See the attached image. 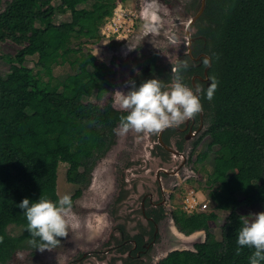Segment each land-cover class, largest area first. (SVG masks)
I'll use <instances>...</instances> for the list:
<instances>
[{
	"label": "trees",
	"instance_id": "obj_1",
	"mask_svg": "<svg viewBox=\"0 0 264 264\" xmlns=\"http://www.w3.org/2000/svg\"><path fill=\"white\" fill-rule=\"evenodd\" d=\"M53 1L0 0V42L18 45L13 55L0 51V59L17 64L0 72V264H7L18 250L34 251L42 243L26 230L19 202L25 197L58 202L60 162L67 163V181L86 186L96 162L114 143L117 121L126 115L90 100L94 92L100 99L109 89L112 70L91 52H81L80 45L72 46L81 37L100 39V25L114 9L111 0ZM69 9L75 11L70 20L55 22L56 14ZM195 24L198 45L193 44V51L209 56L208 77L217 82L211 101L204 95L208 86L200 93L207 130L219 142L207 174V192L213 207L229 214L217 238L210 225L218 218L214 209L188 215L180 206L172 208L170 217L178 231L203 230L205 236L192 249L168 251L156 264H250L254 249L237 244L245 221L238 207L264 203V0H206ZM29 55L46 60L34 70L25 63ZM65 62L75 71L58 79L52 65ZM207 150H212L210 144ZM78 195L80 190L72 201ZM149 211L156 221L164 216L163 208ZM149 223L151 239L154 227ZM8 226L19 230L12 233ZM146 233L134 234L130 244L118 240V251L127 252L120 264H144L140 257L148 249Z\"/></svg>",
	"mask_w": 264,
	"mask_h": 264
},
{
	"label": "rangeland",
	"instance_id": "obj_2",
	"mask_svg": "<svg viewBox=\"0 0 264 264\" xmlns=\"http://www.w3.org/2000/svg\"><path fill=\"white\" fill-rule=\"evenodd\" d=\"M58 2L59 0L53 1L55 4ZM110 3L113 8L120 5V8L117 9V14L120 16L114 14L113 9L105 20V22L108 21L112 16L119 20L116 23V26L120 24L119 30L112 38H116V40L112 41L111 39L107 43L104 42L103 38L95 41L81 37L73 40L72 46L80 45L81 52H91L98 60L111 64L113 62L123 63L124 60L119 58H125L124 54L132 46L138 48L140 55L143 56L141 58H144L147 53L156 55L160 68L172 66L181 60V57L184 56L183 52L187 51L186 22L189 16L197 11V3L193 5V0H111ZM74 14L73 9L58 13L55 15V22L70 20ZM153 19L158 20V32L146 35V25ZM196 28L195 23L191 25V34L196 31ZM104 38L106 37L104 36ZM173 38L178 40L177 44L172 43ZM17 48L18 45L10 40L0 42L2 53L13 55ZM117 50H121L122 56L115 53ZM127 58L131 59V56L129 55ZM45 60L46 56L29 55L26 57L25 63L36 70L40 68V63ZM16 67V63H9L0 59V72L4 73ZM114 67L118 69V67ZM140 69H142L140 62L133 64L130 78H134V72L136 70L140 72ZM74 71L75 69L68 62L52 65L53 75L58 79H62ZM153 74L152 70L147 73L146 80L153 79ZM115 80L118 79L115 77ZM121 89L125 88L115 83L113 93L110 92L101 99H97L94 92L90 100L98 104L106 102L118 104ZM116 91L120 92V95ZM207 125L208 121L204 123L199 134L189 142L185 166L180 170L179 175L168 179L171 183L169 182L167 186L166 203L162 205L165 214L162 220L158 221L155 241L151 243L147 241L149 248L145 255L140 257L144 264H156L157 260L168 251L175 248L192 249L195 241L204 239L203 230H195L190 234H183L178 231L170 219V210L182 205V196L190 187L195 189L196 196L199 198L208 194L207 174L214 159L213 149L219 146V142L217 135L207 130ZM117 129L118 126L115 131ZM115 134L114 143L96 162L91 172L90 181L86 186L67 181V163L60 162L58 165L56 179L58 197L60 198L65 194L73 196L75 191L80 190V195L73 198L71 208L67 212L70 225L68 236L62 238L55 247L34 251L30 249L18 250L7 264L121 263V258L125 256V253L118 251L121 247L118 243L121 233L123 235L122 240L130 244V239L134 234L144 229L148 230L150 227L147 219L141 214V201L144 194L150 193L151 174L154 175L157 163L162 164L163 160L148 158L149 147L145 146L147 139L143 134L132 131L127 134H118L116 131ZM154 135H151L150 139L155 137ZM208 144L212 150H207ZM141 158L147 160V168H150L146 176L143 175L144 173L139 166ZM174 161L177 159L170 160V165ZM128 168H131L133 174H139L131 175V171L127 170ZM125 175L130 178L129 181L123 178ZM121 186L123 187L121 193L124 196L122 201L117 203L114 200ZM209 208L214 209L218 215L217 220L210 225L214 236L221 238L223 223L229 214V210H218L212 205ZM238 211L244 220L251 221L255 213L264 211V203L241 204ZM191 221L193 222V219ZM119 229L122 230L120 233ZM8 230L16 233L19 228L8 226ZM145 240L148 239L145 238Z\"/></svg>",
	"mask_w": 264,
	"mask_h": 264
},
{
	"label": "clouds",
	"instance_id": "obj_3",
	"mask_svg": "<svg viewBox=\"0 0 264 264\" xmlns=\"http://www.w3.org/2000/svg\"><path fill=\"white\" fill-rule=\"evenodd\" d=\"M146 28V35L156 34L158 20L153 19ZM172 43L177 44L178 40L173 38ZM180 67L186 68L187 64L172 68L174 78L167 89L163 87L160 79L153 78L138 87L131 82L130 90L127 93L121 92L119 108L127 114L120 117L116 130L118 134H127L129 131L144 135L159 134L169 126H178L194 118L203 110L201 96L197 93L204 90L197 88L194 91L183 83ZM216 88L217 82L213 78L204 92L209 101L212 100ZM71 205L72 199L68 194L60 197L58 202L44 197L35 202L25 197L19 202L17 206L27 219L26 230L33 238L38 237L42 242L38 245L39 250L55 247L62 238L68 236L70 225L67 212ZM30 243L37 245L35 239ZM237 244L240 247L254 249L249 257L250 264H261L264 261V211L255 213L251 221L243 222L238 231ZM236 254H240V248H237Z\"/></svg>",
	"mask_w": 264,
	"mask_h": 264
},
{
	"label": "flooded vegetation",
	"instance_id": "obj_4",
	"mask_svg": "<svg viewBox=\"0 0 264 264\" xmlns=\"http://www.w3.org/2000/svg\"><path fill=\"white\" fill-rule=\"evenodd\" d=\"M197 3L198 0H193V5ZM197 27V26H196ZM197 30V28H196ZM196 32V31H195ZM195 32L192 34L194 39L191 42V53L188 51L183 52L184 58L181 57V60L172 65V66H165L164 68H160L158 58L156 55L152 53H147L144 58L141 53L139 52L138 48L136 46H132L129 48V50L124 54L125 58H119L123 59V63L117 64V63H107L110 65L112 70V75L110 78L111 86L109 89H107L102 97H104L106 94H109L112 92L114 85L116 83L121 85L125 89H121V92L127 93V91L130 90L132 87V83L134 82L135 85L138 87L141 83L146 81L147 73H149L151 70L154 72L152 75V78H158L160 79L163 87L167 89L170 86L171 81L174 78V74L172 72V68L182 66L183 64H187V67H180V74L183 79V83L191 87L194 91L199 89H203L204 87L209 86L210 83H208L207 79H204L205 77V69L208 72L207 64L208 60L207 57H205L202 53H205L204 51H193V44L195 43V46L198 45V42L196 41L197 36L195 35ZM121 50H117L115 53L118 56L121 55ZM120 53V54H119ZM200 55L199 58H197V55ZM131 56V59H128L127 57ZM113 57V56H112ZM111 57V59H112ZM180 59V58H179ZM137 62H140L142 69L138 72L137 70L134 72L135 77L130 78L132 76V70L131 67L133 64H136ZM114 66L118 67L115 68ZM192 68L195 69L194 72H192ZM138 73V74H137ZM208 75V73H207ZM116 79L118 80H115ZM211 82V80H210ZM126 86V87H125ZM117 88V87H116ZM115 88V89H116ZM118 92V91H116ZM113 93V92H112ZM201 92H198L197 94L200 95ZM120 95V92H118ZM115 96V94H114ZM101 97V98H102ZM100 98V99H101ZM118 104H113L112 102H106L104 104H100L101 106H110L113 109H116L122 113L127 114L123 110L119 108V100L117 102ZM206 111L203 109L200 113H198L194 118L188 119L182 124L178 126H169L165 128L163 131H161L159 134H155L153 138L150 139L151 135H144L147 141L145 142V146L149 147V155L148 158L153 159H160L163 160V163H157L154 175L151 174V190L149 194H144V197L141 201V214L145 219H147L148 226H150L149 222L153 223V234L152 238L150 239V227L147 230V233L143 238H147L148 240H145L146 243H144V246L149 248L148 242L155 241V238L157 237V229H158V221L162 220V218L158 219L157 221L154 220V212L149 211V209L156 208L161 209L163 208L162 205H165L166 198H167V186L169 185L170 180L169 177L172 176H178L180 170L185 166L186 162V151L188 150V144L199 132L202 130L204 123H207V116ZM120 121H117L116 126L114 127V136L116 137V127L119 126ZM114 137V140H115ZM112 146V145H111ZM153 154L151 155V153ZM152 156V157H151ZM141 162H139V166L141 171L144 173L143 175L146 176V173L150 171V168H147V160L145 158H141ZM177 159V161H174L172 165H170L169 161ZM128 171H131V175H138L139 173L133 174L131 168L127 169ZM152 171V170H151ZM126 176V177H125ZM123 178L126 181H129L130 178L125 175ZM171 183V182H170ZM123 187L121 186L118 190L117 196L122 192ZM115 201V200H114ZM147 208V209H146ZM148 210V211H147ZM145 211L148 212V216L145 215ZM162 214H165V211L163 210ZM121 239H123V235L121 233ZM133 238V239H132ZM131 241L135 240L134 237H131ZM148 241V242H147ZM135 246V245H134ZM141 250L137 251V255L140 254ZM127 252L125 253V255Z\"/></svg>",
	"mask_w": 264,
	"mask_h": 264
},
{
	"label": "built area",
	"instance_id": "obj_5",
	"mask_svg": "<svg viewBox=\"0 0 264 264\" xmlns=\"http://www.w3.org/2000/svg\"><path fill=\"white\" fill-rule=\"evenodd\" d=\"M119 8L120 5L114 7V14H116L117 16H120V14L119 15L117 14V9ZM118 21L119 20L116 19L115 16H112L106 22L104 21L99 28L100 39L103 38L104 42L109 43V41L114 37L115 33H117L119 30L120 24L116 26V23ZM104 36L106 38H104ZM115 40L116 38L112 39V41ZM181 201H182V205L180 206V208L183 209L188 215H192L196 212L209 210L210 209L209 207L211 205L214 206V202L210 198V196H208V194H206L203 198H199L198 196H196V192L193 187H190L185 191Z\"/></svg>",
	"mask_w": 264,
	"mask_h": 264
},
{
	"label": "water",
	"instance_id": "obj_6",
	"mask_svg": "<svg viewBox=\"0 0 264 264\" xmlns=\"http://www.w3.org/2000/svg\"><path fill=\"white\" fill-rule=\"evenodd\" d=\"M205 4H206V0H200L199 2V6L197 11L195 12V14H193L192 16H189L187 22H186V36H187V51L189 53H191V42L194 39V37L191 34V25H193L195 23V21L197 20V18L203 13L204 8H205ZM205 57H207L208 60V64H207V68L210 66V58L206 53H202ZM201 54L197 55V58L200 57ZM204 79L208 80V83H210V79L207 75V71L205 69V77Z\"/></svg>",
	"mask_w": 264,
	"mask_h": 264
}]
</instances>
